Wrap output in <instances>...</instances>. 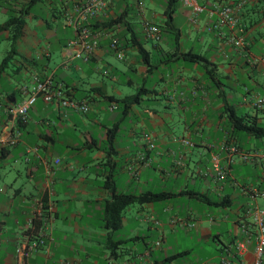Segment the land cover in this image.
Instances as JSON below:
<instances>
[{"label":"crops","instance_id":"1","mask_svg":"<svg viewBox=\"0 0 264 264\" xmlns=\"http://www.w3.org/2000/svg\"><path fill=\"white\" fill-rule=\"evenodd\" d=\"M58 1L52 7L51 0H0V24L10 16L25 18L16 53L0 69L3 103H19L23 87H30L38 72L52 74L55 86L89 104V111L81 113L39 95L21 120L0 111V264H187L191 254L195 260L188 264H222L221 258L227 264H250L253 241L241 256L233 244L243 237L239 224L245 207L264 205L261 196L250 195V189L264 193V139L233 129L228 114L255 116L264 123V92L255 91L256 85L264 91V62L253 63L254 56H264V0H245L239 8L247 40L243 49L228 41L232 32H239L238 25L210 29L216 16L191 10L187 28H177L180 39L194 36L197 44L151 42V49L144 47L153 66L141 60L136 66L137 52L124 47L127 70L139 83L130 76L122 79V70L107 60L112 52L107 39L100 38L87 61L67 58L65 46L76 33L68 18H76L74 5L84 0ZM216 1L237 2L202 0ZM162 2L150 9L149 21L164 19ZM37 4L42 5L39 13L32 12ZM112 13L111 7L99 17ZM11 36L9 29L0 30V62ZM186 51L205 60L191 62L181 55ZM243 70L253 80L259 73L262 83L255 79L256 85L238 93L237 75ZM149 78L151 86L146 85ZM137 93L138 101L129 107L115 101ZM231 146L260 155L241 161ZM111 169L115 193L176 195L126 206L120 226L113 229L106 222L112 194L104 186ZM34 221L41 222L36 232ZM32 233L43 235L48 252L40 248L22 258L16 247ZM182 238L191 247L180 248ZM178 253L183 254L167 260Z\"/></svg>","mask_w":264,"mask_h":264},{"label":"built area","instance_id":"2","mask_svg":"<svg viewBox=\"0 0 264 264\" xmlns=\"http://www.w3.org/2000/svg\"><path fill=\"white\" fill-rule=\"evenodd\" d=\"M114 1L116 0H84L75 3L74 9L77 16L74 19L69 17L68 21L75 29L76 36L70 39L65 46L67 58L82 59L85 61L90 59L95 48L99 44V36L103 33V29L91 33V30L84 24L89 18H96L110 9ZM180 1L189 7L192 13L207 12L209 15H215L216 20L212 23L210 29H219L226 26L230 30H233L238 25L239 32H232L228 37V41L238 49H243L247 46L243 28L239 25L238 15L239 8L245 4V0H237L236 3L231 1H216L212 3H200L199 0ZM143 30L147 39L154 41L160 39L161 34L155 22L144 21ZM110 48L116 52L118 59L124 58L123 47L113 38L111 39ZM257 61L264 62V56H254L253 63ZM104 73H107V71L104 70ZM23 92L25 96L19 103L4 104L0 98V111H3L13 118L23 119L26 117L29 109L34 105L39 95L42 96L43 100L46 102L57 100L62 106L77 112L87 113L89 111V104L86 100L67 97L61 88L55 86L52 74H47L44 77H41L37 73L34 74L32 77V85L30 87L24 86ZM260 102H262V99H259L257 104ZM115 107V104L110 106L112 109ZM146 137L149 138L148 135H146ZM225 148L226 147L223 146V149ZM230 151L239 152L241 161L256 159L260 155L257 150L241 151L233 146L230 147ZM55 162L58 163L59 158H56ZM217 169L218 175L222 177L223 172H221L219 168ZM250 195L253 198L259 195L264 199V193L255 189H250ZM239 225L243 237L233 244L235 254L240 256L243 255L247 251L250 242L253 241V260L250 264H264V205H258L257 203L248 204L242 213ZM251 228H254V230ZM40 248H44L46 252H48L43 235L32 233L29 235L28 241L16 247V252L20 257L28 258ZM220 262L222 264H227V259L221 258Z\"/></svg>","mask_w":264,"mask_h":264},{"label":"trees","instance_id":"3","mask_svg":"<svg viewBox=\"0 0 264 264\" xmlns=\"http://www.w3.org/2000/svg\"><path fill=\"white\" fill-rule=\"evenodd\" d=\"M176 1L177 0H165L163 4L164 19H162L159 22L158 21L155 22L161 34L160 38H162L163 31L165 30V28H167L169 30L168 32L171 33L172 37L174 38L175 44H177L180 39V29L174 27L171 23V20L173 19L172 14L175 10ZM199 1L200 3H203L202 0ZM122 4H126V5L123 9L119 10V7ZM111 5H112L111 7L113 8L112 14L101 17L98 16L96 18H89L84 25L91 30V33L103 29V33L99 36V42H100V38L107 39L108 48L111 51H114L113 49L110 48L111 39L113 38L114 40L119 42V44L123 48L126 46H130L131 48H133L137 52V56L143 62V64L147 66H153L154 63L150 62L149 51L146 50L144 47V40L135 31L131 22L128 19V14H129V9L127 7L128 3L127 2L125 3L124 0H116ZM260 10H262V12L264 13V1L260 5ZM24 24H25V18L22 15L10 16L3 23L0 24V30L9 29L12 32L11 46L7 51L6 55L3 57L2 61L0 62L1 70L4 69L9 64L12 56L16 53L15 43L22 34ZM181 55L182 57H184L185 59L191 62L205 60L203 56H201L198 53H194L192 51L182 52ZM214 69L215 67L211 66L208 71L212 73ZM38 74L41 77H44L48 73H44V74L38 73ZM52 79H53V75H52ZM63 93L67 97L75 98L68 96L66 92ZM108 97H109L108 99H113L111 96ZM75 99H79V98H75ZM115 101L118 103L117 105L119 106L125 108L129 107L132 103L138 101V93L132 96L123 97L121 99H115ZM228 118H229L230 126L233 129L240 130L242 133L253 136L254 138L257 139H264V123L257 121V118L255 116H246V115L237 116L233 114V112L231 111L228 114ZM18 119L21 120L20 118ZM113 130H114L113 133L109 134V138H108L109 146H111L112 144V138H113L112 134H114V132L117 129L115 128ZM106 154H107L106 157L110 159L109 149L107 150ZM109 161L107 159L106 163H108ZM114 167L115 164H112V168ZM113 181H114L113 173L111 169L109 170V173L106 174L105 176L104 186L105 188L109 189L112 194V199L106 202V222L113 229L120 226L121 212L126 206L136 202L142 203V202H153L156 200H164L176 195L167 191H160L156 193L148 191L138 195L115 193ZM40 225H41L40 221H34L33 232H36L39 229ZM182 254L183 253L174 254L169 258H167V260L175 259L181 256ZM164 261L166 260H163L161 263H164Z\"/></svg>","mask_w":264,"mask_h":264},{"label":"rangeland","instance_id":"4","mask_svg":"<svg viewBox=\"0 0 264 264\" xmlns=\"http://www.w3.org/2000/svg\"><path fill=\"white\" fill-rule=\"evenodd\" d=\"M128 2V8H129V14H128V19L131 22L133 28L135 29V31L139 34L140 37H142V39L144 40V46L148 49H151V45L154 40H149L145 37V33L143 30V23L144 21H149L152 18H150V9H153V7H155V5L160 4L161 0H126ZM154 2V3H153ZM163 4V2H162ZM59 5V1L58 0H51V6L52 7H57ZM42 6L41 4H37L33 7L32 12H38L39 10L37 9V7ZM190 8L187 7L186 5H184L180 0H177L175 3V10L173 12V19L171 20V23L174 27H179L181 29L187 28V14L190 12ZM157 18V17H156ZM161 17L158 16V20L156 19V21H161L160 19ZM167 30V31H165ZM165 30L163 31V36L162 38H160L157 42H160L161 45H165L166 43L168 44H175L174 38L172 37L171 33H169L168 29L165 28ZM181 41V45H187V44H197V40L195 39L194 36L188 37V36H184L180 39ZM155 42V41H154ZM157 53V52H156ZM54 61H57L59 59L58 54H54ZM138 61L135 63L136 66L140 65V59L139 57H137ZM151 59L153 62H155L156 59V55L151 56ZM107 60L114 65L115 67H118L122 70V79L124 77L130 76L131 79L134 82H138L140 81V79L134 75V73L132 72H128L127 70V63L125 60H121L117 58L116 52L112 51L110 54L107 55ZM94 77L99 78L98 74L93 73L92 74ZM238 76V81L239 84L236 88V91L238 93H242L244 92L245 87H252L253 85H256L254 80L256 79V81L261 84L262 83V77L261 75H259V73L255 74V79H249L245 73V71H241L239 72ZM222 83H225L226 86L230 85V82L228 80H225L223 78H221ZM153 83L152 79H148L146 82L147 86H151ZM119 85V84H118ZM215 85V84H213ZM121 87V85H120ZM125 88L128 92H136L137 89L136 88H132V87H123ZM256 92H259V95H262V93L264 92L259 85H256ZM116 113H118L119 115L121 114L120 110H117ZM133 120L136 119V116H134V114L132 115ZM129 119H125L123 120V123L128 122ZM247 166H242V168H246ZM225 233H223V240H225ZM179 247L180 248H186V247H191V241L188 238H182L179 240L178 242ZM195 257L191 255H189V258H187V261H191V260H195ZM187 262V264H188Z\"/></svg>","mask_w":264,"mask_h":264}]
</instances>
